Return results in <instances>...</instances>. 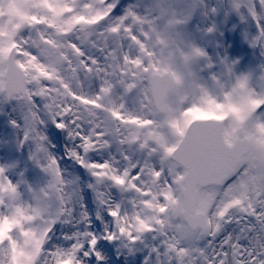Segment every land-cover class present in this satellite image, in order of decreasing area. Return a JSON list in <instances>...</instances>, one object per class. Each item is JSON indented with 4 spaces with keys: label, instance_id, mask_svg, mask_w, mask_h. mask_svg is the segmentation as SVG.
<instances>
[{
    "label": "snow or ice",
    "instance_id": "snow-or-ice-1",
    "mask_svg": "<svg viewBox=\"0 0 264 264\" xmlns=\"http://www.w3.org/2000/svg\"><path fill=\"white\" fill-rule=\"evenodd\" d=\"M117 6L0 0V104L22 106L12 126L49 177L33 188L0 167V264H104L101 239L147 247L145 264H264V62L241 73L209 55L185 38L191 17L175 7L115 15ZM199 6L200 34L216 36L218 9ZM224 7L255 25L249 43L264 57V0ZM48 122L95 181L111 217L102 236L47 151ZM58 225L68 226L59 239Z\"/></svg>",
    "mask_w": 264,
    "mask_h": 264
},
{
    "label": "rangeland",
    "instance_id": "rangeland-1",
    "mask_svg": "<svg viewBox=\"0 0 264 264\" xmlns=\"http://www.w3.org/2000/svg\"><path fill=\"white\" fill-rule=\"evenodd\" d=\"M203 4L208 5L209 7H216L218 9V14L212 18V20L216 23V25H223V23L227 24H236L237 30L242 32V34L247 39V46H248V59L245 61V58L240 59L238 56V44L235 43V46L231 49V51H228L225 47L224 40L222 38L223 34H221L220 31H218L217 35L215 36V41L217 42L218 49L212 50L209 46V44L206 41V37L199 36L197 28L199 26V23L201 26H204L206 20L208 19L202 14V8L199 6L201 3V0H118V6L116 9H114L115 15H123L125 10L135 6L137 10L141 13H150L152 10L164 6V7H175L180 11L185 12L186 14H189L191 19L189 20L188 25L186 27L190 26L191 28L185 29L184 36L187 39H192L204 46L208 52L209 55H217L219 56L221 53L226 55L232 60L238 61V69L241 73L250 72L258 69L262 62H264V57L261 56V52L259 49H256L252 47L249 43V40L252 36L256 34V27L251 21H242L240 16H238L235 12H226L225 5L227 4L228 0H202ZM197 25V27H196ZM193 28V29H192ZM222 44V47H221ZM220 47V48H219ZM10 104H0V111L3 112L1 114V121L2 124L0 125V157L1 156H9L11 158L10 164L13 167H16L17 165H20L22 170L21 172H17L16 170H13L12 176L15 178V181H22L23 183L28 182L29 178L34 179L36 185L38 188L43 187V185H46L49 177L41 171L40 167L37 165H34V168L29 165L28 162L20 161V158L28 157L32 159V155L34 154L32 149L29 152L27 151H20V146L23 147L26 145V143H21V139L16 140V146L13 148L7 141L8 138H11L15 140L14 130L12 123L6 114L7 111H5V106H9ZM19 108V119L20 122H23V108L20 105H17ZM4 115L6 118H4ZM51 122H48L43 129L47 133V142H48V148L53 149L54 147L53 143L51 142V137L49 134V124ZM55 126V125H54ZM53 126V127H54ZM22 133V131H21ZM65 138L67 141H70L67 134L63 131V134L61 136V140L64 142ZM62 142V143H63ZM63 149V147H62ZM54 150V149H53ZM64 150V149H63ZM19 152V153H18ZM23 152L25 153L23 155ZM113 154H115L113 152ZM91 157H98L101 156V158L106 160L108 158L107 152H95L90 154ZM63 158V157H62ZM62 158L56 159L60 165L61 170L63 171L64 175L67 174V172H70L73 175V181L76 182L77 185V192L80 198V203L86 207L88 210V214L92 217V226L91 230L97 234V236H102L104 232L106 231V225L108 223V226L111 224V217L107 216V213L101 209L97 202V195L96 191L90 187L95 183L93 178L89 175V173L79 166V164L67 157L66 164L63 163ZM33 160V159H32ZM62 162V164H61ZM76 166L80 167V171L83 172L84 176L86 177V180H82V177L78 171V168L76 169ZM84 169V170H83ZM22 174V175H21ZM88 180H91V185ZM110 186L108 185H102L101 189L105 191L106 189H109ZM111 188V193L114 192L116 194V201L120 202L122 199H124L119 191L115 188ZM88 189V190H87ZM94 196H93V194ZM96 196V197H95ZM100 215L101 219H96L97 215ZM105 218V219H104ZM57 227H60L59 233L56 235V238L59 239L61 234L64 232L65 227H68L66 225H58ZM102 248H104L108 252V256L105 259L104 258V264H126V261H131L132 264H134L133 261L136 254L140 255V259L137 264L142 260V258L147 257V247H142V251L137 250L129 253L127 250L123 248V246L119 243H113L106 240L101 239L99 244ZM97 245V246H98ZM127 258V260H126ZM124 259V261H123ZM147 259V258H146ZM143 259V263L145 264V260ZM91 264H97V261L93 258H91ZM136 264V262H135Z\"/></svg>",
    "mask_w": 264,
    "mask_h": 264
},
{
    "label": "bare ground",
    "instance_id": "bare-ground-1",
    "mask_svg": "<svg viewBox=\"0 0 264 264\" xmlns=\"http://www.w3.org/2000/svg\"><path fill=\"white\" fill-rule=\"evenodd\" d=\"M212 23H214L216 25V23L213 20H212ZM216 26L218 28V31H220L221 34H223L222 38L224 40V44H225L226 49L228 51H231V49L235 46V43H236V44H238V47H239V50H238V56H239V58L240 59L246 58V56L248 55L247 39L242 34V32H240L239 30H237V25L236 24H233V23H231L230 25L227 24V23H223V25H221V27H220V25H219V27H218V25H216ZM196 27H197V25H196ZM201 27H203V26H201V24L199 23V26L197 28V31H198L199 36H202L200 34V28ZM190 28H191L190 26L185 27V29H188V30ZM206 41H207V43L209 44V46H210V48L212 50H217L218 49L217 42L215 41V36H208V37H206ZM221 47H222V44H221ZM245 73H247L246 72V69H245ZM19 112H20V110L17 107V105L13 106L12 104H10L7 107V113L6 114L8 115L10 121H12V120L20 121V119H19ZM2 113L3 112L0 111V125L2 124V121H1V118H2L1 117V114ZM4 118H6L5 115H4ZM50 126H54V124L50 123L49 124V127ZM21 131H22V129H16L15 128V130H14L15 140H13L11 138H8L7 139V141L9 142V144L11 145V147L13 148V151H15L14 150V147L16 146V140L17 139H20V137H21ZM43 133H44L45 136H47V133L44 130H43ZM63 143H64V147H65L64 148L65 155L68 156V152L73 148V143L71 141H67L66 138H65V140H64ZM31 149H32L33 153L35 154V151H36L35 146L26 143V151L30 153ZM47 151H49L51 153V155L54 156L56 159L58 158V154L55 152V150H53L51 148L50 149L48 148ZM62 157H64V154L59 155V158H62ZM91 159L93 161H95V162H103V159L101 158V156L91 157ZM19 160L20 161H24V162H28L29 165H31L32 168H34V165H36L33 162V160L30 159V158H28V157L20 158ZM10 162H11V158L9 156L6 155V156H1L0 157V167H5L6 169H8L9 175L15 180V178L12 176L13 170H16L17 172H21L22 168H21L20 165H17L16 167H13L10 164ZM61 164H62V162H61ZM65 177L73 180V175L70 172H67V174L65 175ZM88 181H89V183L91 185V180H88ZM27 184L31 185L33 188H38L37 185H36V183H35V181H34V179H32V178H29L28 179ZM103 190H104V188H103ZM105 192L110 193L111 198L114 199V200H116V194H114V192L111 193V188L110 187H109V189H106ZM93 196H94V194H93ZM107 226H108V223H107L106 227ZM57 228L60 229V227H57ZM66 230H67V227H65L64 231H66ZM58 233H59V231L56 233V235ZM97 250L102 254V256L105 259L107 258L108 252L104 248H102L101 245H98L97 246ZM137 250L142 251V247L137 248L135 251H137ZM133 254H134V252H133ZM134 256H135V254H134ZM139 257H140V255L139 254H136V256L134 257V260H136V261H133L134 264H135V262H136V264L138 263V261L140 259ZM146 258L147 257L142 258V260L139 262V264H144L143 263V259H146ZM126 260H127V258H126ZM123 261H124V259H123ZM105 264H108V263H105ZM126 264H132V263H131V261H126Z\"/></svg>",
    "mask_w": 264,
    "mask_h": 264
}]
</instances>
